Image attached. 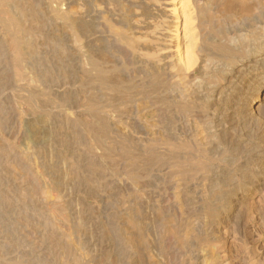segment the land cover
<instances>
[{"label":"rangeland","instance_id":"374dc122","mask_svg":"<svg viewBox=\"0 0 264 264\" xmlns=\"http://www.w3.org/2000/svg\"><path fill=\"white\" fill-rule=\"evenodd\" d=\"M261 55L264 0H0V264H264Z\"/></svg>","mask_w":264,"mask_h":264},{"label":"bare ground","instance_id":"6f19581e","mask_svg":"<svg viewBox=\"0 0 264 264\" xmlns=\"http://www.w3.org/2000/svg\"><path fill=\"white\" fill-rule=\"evenodd\" d=\"M260 48V47H259ZM260 51V50H259ZM258 51V52H259ZM262 52V51H261ZM257 58V57H256ZM249 59V58H248ZM260 61L263 60L264 61V56H260L259 57ZM256 60V59H255ZM253 100H256L257 102L252 103ZM259 100V101H258ZM264 102V87H258L255 91L254 96L252 97V101H250L249 107L247 108L246 112L248 113V115L250 114H254L255 111H258L261 108V103ZM254 104V105H252ZM246 108V107H245ZM131 250V249H130ZM121 252V251H120ZM119 252V253H120ZM119 254H117L118 256ZM115 263H110V264H138L134 259H133V255L132 253L128 252V254L122 258H119V260Z\"/></svg>","mask_w":264,"mask_h":264}]
</instances>
